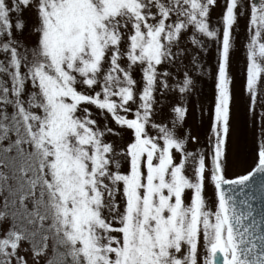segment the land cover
<instances>
[{
	"label": "snow or ice",
	"instance_id": "6c2138e0",
	"mask_svg": "<svg viewBox=\"0 0 264 264\" xmlns=\"http://www.w3.org/2000/svg\"><path fill=\"white\" fill-rule=\"evenodd\" d=\"M0 264H264V0H0Z\"/></svg>",
	"mask_w": 264,
	"mask_h": 264
},
{
	"label": "rangeland",
	"instance_id": "374dc122",
	"mask_svg": "<svg viewBox=\"0 0 264 264\" xmlns=\"http://www.w3.org/2000/svg\"><path fill=\"white\" fill-rule=\"evenodd\" d=\"M215 15V13H214ZM209 65L215 66L214 51L208 57ZM244 66V51L240 46L239 39L236 43V50L232 54L230 74L233 76L231 85L233 100L231 112V129L228 138L229 168L228 175L243 174L252 167V156L249 151V135L246 128V116L244 105L243 76L241 75ZM200 98L207 108H211L214 99V85L211 77H205L201 83ZM189 124L196 131L204 132L209 124L208 114L205 113L201 124L200 114L197 111L194 116L189 117ZM207 195L211 196L212 189H207Z\"/></svg>",
	"mask_w": 264,
	"mask_h": 264
},
{
	"label": "water",
	"instance_id": "95a60500",
	"mask_svg": "<svg viewBox=\"0 0 264 264\" xmlns=\"http://www.w3.org/2000/svg\"><path fill=\"white\" fill-rule=\"evenodd\" d=\"M250 203L253 204V207H255L257 213H259L260 210H261V207H262V201H261V199H260V194L257 193V194H256V199L250 201ZM257 219H259V216H257Z\"/></svg>",
	"mask_w": 264,
	"mask_h": 264
}]
</instances>
